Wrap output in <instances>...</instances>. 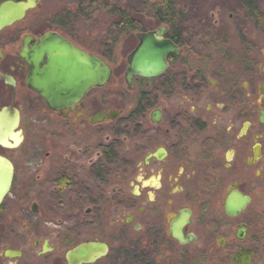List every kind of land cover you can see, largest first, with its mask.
Here are the masks:
<instances>
[{
    "label": "flooded vegetation",
    "instance_id": "1",
    "mask_svg": "<svg viewBox=\"0 0 264 264\" xmlns=\"http://www.w3.org/2000/svg\"><path fill=\"white\" fill-rule=\"evenodd\" d=\"M34 1L0 28V156L13 166L12 186L22 166L25 197L15 196L35 200V239L0 245V264H69L67 254L88 244L105 251L80 264H264V0L148 3L179 53L160 76L130 85L126 59L123 82H112L102 49L80 40L79 19L51 17ZM46 35L105 60L109 81L49 108L28 87L23 58ZM129 133L145 149L125 156ZM47 217L57 229L46 235Z\"/></svg>",
    "mask_w": 264,
    "mask_h": 264
},
{
    "label": "water",
    "instance_id": "2",
    "mask_svg": "<svg viewBox=\"0 0 264 264\" xmlns=\"http://www.w3.org/2000/svg\"><path fill=\"white\" fill-rule=\"evenodd\" d=\"M35 3L34 0L18 3L6 0L1 3L0 28L23 17L26 10L33 8ZM163 32L164 29L159 28L135 34L137 45L126 58L124 79L128 85L135 76L145 79L160 76L167 69V57L178 55L177 47L162 38ZM23 58L30 67L28 87L37 92L49 108H62L66 102L75 104L87 88L92 85L101 86L111 77V68L102 58L85 54L70 43L50 35L43 37L32 53L23 54ZM105 118V114H100L97 120ZM151 122H159V112L152 114ZM162 155L160 150L154 153L157 159ZM12 180L13 166L0 156V206L9 193ZM32 210L35 211V205H32ZM101 250L105 251L102 245H80L67 254V259L69 264H80L93 255L98 256Z\"/></svg>",
    "mask_w": 264,
    "mask_h": 264
},
{
    "label": "rangeland",
    "instance_id": "3",
    "mask_svg": "<svg viewBox=\"0 0 264 264\" xmlns=\"http://www.w3.org/2000/svg\"><path fill=\"white\" fill-rule=\"evenodd\" d=\"M110 6H114L120 8L124 11H133L136 17V23L138 29H143L144 31L157 29L159 25H157L154 17L149 12V4L159 2L160 0H106ZM189 4H191V0ZM82 0H42V9L41 11L46 15H50L51 17H59L63 14L64 10L70 11V13H74L76 8L79 6ZM107 9H110V8ZM85 8V7H84ZM109 10H92L88 11L82 17H77L79 20L75 25V30L78 32L80 40L86 44V47L100 50L102 49L103 53L108 51V56L110 57L107 62H110L111 67L113 68V76L111 78L112 82H123V72L125 69V59L127 55L134 49L137 44V40L134 37V31L129 34H121L119 30L113 28L111 30L110 26L113 23H117L119 21L116 16L109 14ZM190 13L189 9H186L184 14ZM45 15V16H46ZM115 40L114 44H111V41ZM112 47V51H109ZM147 116V113H146ZM143 126L146 125L144 120L140 121ZM146 127V126H145ZM130 139L126 140L124 144V148L121 149V154H125V156L130 154L131 149H145L143 143V139H139L135 136V134H130ZM133 137V138H132ZM45 149H48L45 147ZM145 152H140L138 159L136 161H140L142 159V155ZM25 169H32V164L24 166ZM22 170V166L19 164H15V180L13 186L11 188L10 194L5 198L3 207L0 211V227L7 228V238H4L2 242H0L1 246H6L11 243L25 242V241H34L35 234L32 231L34 222L37 219H34L32 215L29 213L30 206L33 203V196H29V199L21 204L17 200V194L21 197H25L22 194L24 188L20 187L16 183V177L18 174V170ZM142 171V166H141ZM141 171H139V175H141ZM31 193V191H30ZM21 209L26 212L21 214ZM46 220L43 228V233L47 235L50 231L56 230L57 228L53 225H56V220L53 217L43 218ZM50 223V224H49ZM34 224V225H33ZM16 231V232H15ZM20 236V237H17Z\"/></svg>",
    "mask_w": 264,
    "mask_h": 264
},
{
    "label": "trees",
    "instance_id": "4",
    "mask_svg": "<svg viewBox=\"0 0 264 264\" xmlns=\"http://www.w3.org/2000/svg\"><path fill=\"white\" fill-rule=\"evenodd\" d=\"M108 7L109 4L106 0H82L74 13L71 12L67 16H70L71 18H77L82 17L84 14H86L87 10H109V14L116 16L119 20L117 23L111 24V30H113V28L119 30L121 34H129L134 31H144L143 29H138L137 23L135 22L136 17L134 15L136 13H134L133 11H124L114 6H110V9H107ZM148 10L153 17L157 19H160L162 17L160 14L161 10L158 7H150ZM114 42L115 40H112L111 44H114ZM109 51H112V47ZM104 54V57L109 60L110 57L107 55L108 51H106V53ZM130 122H127V125L131 124Z\"/></svg>",
    "mask_w": 264,
    "mask_h": 264
}]
</instances>
